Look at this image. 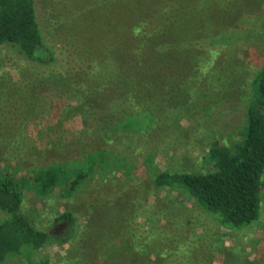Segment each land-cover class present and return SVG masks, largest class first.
I'll return each mask as SVG.
<instances>
[{
	"label": "rangeland",
	"instance_id": "1",
	"mask_svg": "<svg viewBox=\"0 0 264 264\" xmlns=\"http://www.w3.org/2000/svg\"><path fill=\"white\" fill-rule=\"evenodd\" d=\"M35 1L43 37L54 52L55 61L38 68L22 60L9 47H1L0 175L6 174L24 182L34 170L51 165L82 168L87 164L88 155L100 150L105 151L111 164L120 160L123 165L116 168L114 174V170L108 169L104 177L95 166L91 177L69 197H60L58 188L44 197L26 190L22 211L35 226L57 232L55 230L59 227L53 225V217L72 211L77 215L78 232H82L86 223L85 209L89 206L98 209V203H94L99 200L98 195L107 197L110 194L114 198L113 206L122 207L119 213V219L125 217L122 227L138 231L148 222H154L165 233L174 229L173 236L184 242L192 236L186 244H196L197 252L204 250L207 252L205 256H213L212 263L208 264L225 262L223 250L208 247L216 232L223 236L219 242L229 248L241 245L245 260L264 259V189L261 193V222L254 228L234 234L216 225L191 200L175 193L167 195L150 185V189L146 187L155 171L200 172L212 140L218 138L230 143L239 138V131L246 123V95L242 85L264 63V0ZM174 7L179 8L180 13L184 11L181 7H185L187 14H196L199 19L194 22L197 25V32L193 31L195 38L186 44L191 50L188 55L202 56L204 60L199 62L203 65L208 61L215 63V67L207 69L210 70L208 78L198 80L200 95L182 116L177 113V106L182 105L180 99H183L180 94L183 84L176 88L180 75L184 68L191 72L199 67L197 62L186 58L185 67H182L181 60L174 59L173 50L177 48L166 44L174 32L160 47L162 52L168 48L164 51V61L172 64L156 70L154 89L148 90L146 86L141 89V96L149 94L148 106L156 120H152L146 110L133 120L122 119L123 111L111 117L108 115L115 103L120 108L128 101L129 97L123 93L132 95L128 91V80L136 72L133 70L131 75L130 69L134 66L131 67L133 61L129 60L124 61L126 64L116 73L123 75L117 84L119 89L113 92L116 97L103 95L102 99L95 97L94 101L91 97L97 104L89 103V106H83L76 97L67 100L70 97L68 87L81 88L86 81L93 82L105 70V61H111L107 58L121 54L116 53L118 48L126 51L136 47L132 54L144 59L141 72L144 71L151 80L152 68L158 63L154 50L159 46L157 42L153 43V31L164 12L168 13ZM204 15L206 21L202 19ZM136 27L140 28L139 36ZM106 51L109 57L105 56ZM97 58H100L99 62ZM168 77L175 81L169 87L166 84ZM86 91L90 92L89 89ZM135 93L137 96L138 92ZM139 99H130L133 104L130 100L126 104L137 111L143 106ZM108 211L102 214L104 223L112 221L113 217L109 224L118 228L115 223L117 215L111 208ZM177 212L183 223L173 228L171 221ZM3 217L4 214L0 213V220ZM119 228L114 235L117 237L113 238L115 243L122 242L129 235ZM204 236L207 241L203 240ZM84 240L76 236L64 245L49 244L32 254V262L85 264L83 260L75 261L80 256L86 257ZM86 243L92 247L87 256L96 258L92 264H103L94 245L90 241ZM3 264L27 263L23 257L14 256Z\"/></svg>",
	"mask_w": 264,
	"mask_h": 264
},
{
	"label": "trees",
	"instance_id": "2",
	"mask_svg": "<svg viewBox=\"0 0 264 264\" xmlns=\"http://www.w3.org/2000/svg\"><path fill=\"white\" fill-rule=\"evenodd\" d=\"M181 4L185 3L182 2ZM181 9L184 10L182 13H180L179 8L175 7L168 13L164 12L159 19L158 26L153 31L155 36L153 43L157 42L159 46L157 50H154V58L158 60V63L152 68L151 80L144 71L141 72L140 67L143 66L144 59L137 58L132 54V49L136 47L126 51L118 48L116 53L121 54L119 56L115 54L110 59L107 58L111 61H105V70L97 75L93 82L86 81L85 85L81 87L83 90L80 87L74 86L73 88L70 87L71 89L68 87L70 97L68 96L67 100L76 97L83 106H89V103H94L95 97L102 99L103 95L110 94L116 97L113 92L119 89L118 81L123 79V75L116 73L120 72V67L129 60L133 61L131 67L134 66L130 69L131 75L133 70L136 73L134 72V76L128 80V91L132 92V95L130 96L126 92L123 93V96L129 97L126 103L130 99L137 100L142 97L139 100H142L143 108L135 111L130 104L125 103L119 108L115 103L113 107L111 106L112 109H109L108 115L111 117L123 111L125 113L122 119L133 120L141 111L146 110L152 116L151 119L156 120V117L150 112V104L147 100L149 94L144 93L141 96V89L144 86L148 90L154 89L153 78H156L158 73L156 70L163 67L167 68L168 65L172 64L164 61L166 58L164 51L168 48L162 52L163 49L160 47L165 45L164 41L174 32L170 42L166 43L177 48L173 50L174 59H177V62L181 60L182 67H185L186 60L197 62L199 67L198 70L193 69L191 72L184 68L180 75V83L176 88L178 89L181 87L180 84H183L180 91L183 99H180L182 105L177 106V113L178 116H182L184 111L191 107L192 103L196 101V97L200 95L198 80L202 81L201 79L208 78L210 70L207 69L211 66L215 67V63L208 61L207 64L203 65L202 62H199L204 60L202 56L188 55L191 50L186 44H189L188 40L195 38L193 33L197 32V25L194 22L199 19H197L196 14H187L185 7H181ZM166 15L173 16L168 17ZM206 18V15L202 16L205 21ZM205 21L203 22L205 23ZM135 30L139 36L141 34L140 28L136 27ZM2 46L9 47L22 60L38 68L51 65L55 61L54 52L43 37L35 0H0V52ZM104 53H106V57L110 56V54L108 55L109 52ZM129 54H131L130 57H128ZM163 55L165 57L160 58ZM99 61L100 58H97V62ZM107 72L110 76H107ZM139 72L141 73L139 74ZM111 76L113 79L116 76V79H111ZM167 79L168 87L175 82L173 77ZM84 86L90 92H87ZM242 87L246 95V123L243 129L239 131V138L230 143L223 142L218 138L212 140L206 150L205 164L202 165L200 172L187 170L155 171L151 173L150 181L148 180L146 184L147 188L150 185L155 190L167 195L175 193L181 198L185 197L191 200L206 216L215 221L216 225L234 234H240L247 229L254 228L261 222V193L264 189V63L249 76L247 82L244 81ZM136 91L138 92L137 96ZM190 91H192L191 94ZM132 102L134 101L130 103ZM114 158L119 157L115 156ZM119 161L111 164L106 158L105 151L100 150L89 154L87 164L82 168L51 165L34 170L24 182L8 177L6 174L0 175V213L4 214L0 220V264L14 256H21L27 264H33L31 259L33 253L42 250L49 244H67L76 236L85 238L83 246L86 250V257L80 256L75 261L83 260L85 264H92L96 260L94 257L89 258L87 256V253H91L92 250L91 245L86 243L89 241L100 254L99 260L103 264L212 263L213 256H205L207 252L204 250L197 252L196 244L188 245L186 244L187 241L184 242L183 239L173 236L172 230L174 229H169L165 233L160 231L154 222H148V225L139 228L138 231L126 226L122 227L125 223V217L119 219L122 207L113 206L115 204L113 203L114 198L110 194L107 197L106 195L105 197L98 195L99 200L94 202L99 204L96 206L98 209H93L92 206L85 209L86 223L82 227V232H78L77 215L72 211H64L53 217V225L59 227L55 230L57 232L38 228L22 211L26 190L30 189L35 196L44 197L54 193L58 188L60 189V197H69L91 177L95 171V166L101 172V177H104L107 175L108 169L114 170L112 171L114 174L116 168H122L123 165ZM210 164L211 167L209 168ZM128 166L132 167V165ZM110 208L114 215H117L115 223L117 222L118 228L121 225L119 229L125 231V234L129 233L128 237L124 236L125 238L119 243L113 242V238L117 237L114 235L118 229H114L109 224L113 222V217L112 221L109 220L107 223H104L102 218V214L109 213ZM179 217L177 212L171 221L173 228L183 223L179 221ZM93 220L94 223H91ZM143 233L145 236L142 235ZM88 234L91 235L87 236ZM191 239L192 236L188 242ZM219 239L223 240V236L216 232L212 241L208 243V247L214 248L216 246L223 250L225 253L223 264H264L263 258L245 260L241 245L229 248L227 244L219 242ZM203 240L207 241L206 236ZM74 248L72 247V249Z\"/></svg>",
	"mask_w": 264,
	"mask_h": 264
}]
</instances>
